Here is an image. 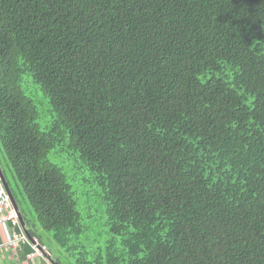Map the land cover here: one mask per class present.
<instances>
[{"label": "trees", "instance_id": "trees-1", "mask_svg": "<svg viewBox=\"0 0 264 264\" xmlns=\"http://www.w3.org/2000/svg\"><path fill=\"white\" fill-rule=\"evenodd\" d=\"M0 165L60 264H264V0H0Z\"/></svg>", "mask_w": 264, "mask_h": 264}, {"label": "built area", "instance_id": "built-area-1", "mask_svg": "<svg viewBox=\"0 0 264 264\" xmlns=\"http://www.w3.org/2000/svg\"><path fill=\"white\" fill-rule=\"evenodd\" d=\"M0 220L3 223H6L10 228L9 239L5 242V246L8 249L16 250L19 249L22 244H27L31 247V253L29 254V257L40 256L41 258L47 259L45 252L48 251V247L45 244H40L37 240L31 241L27 237V235L25 234L22 228L17 212L14 209V206L11 202V199L5 190L1 178H0Z\"/></svg>", "mask_w": 264, "mask_h": 264}, {"label": "crops", "instance_id": "crops-1", "mask_svg": "<svg viewBox=\"0 0 264 264\" xmlns=\"http://www.w3.org/2000/svg\"><path fill=\"white\" fill-rule=\"evenodd\" d=\"M26 225L28 228L30 227L35 231V235H31L28 229L33 240L38 241V233H41V231L38 230L39 228L35 227L33 224H31V226L33 225L32 227L27 223ZM9 236V226L0 220V264H50L47 259L41 258L40 256L29 257V254L31 253V247L27 244H22L20 248L16 250L8 249L5 246V242L9 239ZM47 253L52 255L49 250Z\"/></svg>", "mask_w": 264, "mask_h": 264}, {"label": "rangeland", "instance_id": "rangeland-1", "mask_svg": "<svg viewBox=\"0 0 264 264\" xmlns=\"http://www.w3.org/2000/svg\"><path fill=\"white\" fill-rule=\"evenodd\" d=\"M27 92H30V94L33 96V99L35 100V103L37 105V109L42 116H45L46 118H50L49 113L47 112L48 110V104L46 98H44L42 91L37 85H31L30 88L27 90ZM40 101V102H39ZM40 120V119H39ZM38 120V121H39ZM49 160L62 168V170L68 175V180L72 177V161L68 157V154L66 151H50L47 155ZM79 184V183H78ZM24 208L27 212V215L29 216V219L33 222L34 220V212L30 208L28 204H24ZM36 224V223H35Z\"/></svg>", "mask_w": 264, "mask_h": 264}, {"label": "water", "instance_id": "water-1", "mask_svg": "<svg viewBox=\"0 0 264 264\" xmlns=\"http://www.w3.org/2000/svg\"><path fill=\"white\" fill-rule=\"evenodd\" d=\"M0 178H1L2 182H3V185H4V187H5L6 192L8 193V195H9V197H10V199H11V202H12V204H13V206H14V209H15L16 212H17V215H18V217H19L20 223H21V225H22V228H23L25 234L27 235V237H28L31 241H34L33 238L31 237L29 231H28V227H27V225H26V222H25L24 216H23V214H22V212H21V210H20V207H19V205H18V203H17V201H16V198L14 197V194H13V192H12V189H11V187H10V184H9L7 178H6V175L4 174V171H3L2 167H1V165H0ZM46 257H47V259L49 260V262H50L51 264H60V262L54 257V255H50V254H48V253L46 252Z\"/></svg>", "mask_w": 264, "mask_h": 264}]
</instances>
